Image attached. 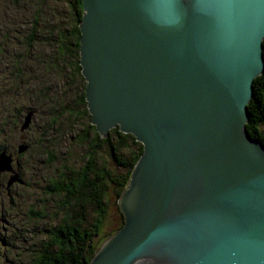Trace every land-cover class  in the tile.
I'll list each match as a JSON object with an SVG mask.
<instances>
[{
    "label": "water",
    "instance_id": "water-1",
    "mask_svg": "<svg viewBox=\"0 0 264 264\" xmlns=\"http://www.w3.org/2000/svg\"><path fill=\"white\" fill-rule=\"evenodd\" d=\"M82 7L90 123L143 145L117 201L123 227L88 264H264V145L246 129L264 0Z\"/></svg>",
    "mask_w": 264,
    "mask_h": 264
},
{
    "label": "rangeland",
    "instance_id": "rangeland-1",
    "mask_svg": "<svg viewBox=\"0 0 264 264\" xmlns=\"http://www.w3.org/2000/svg\"><path fill=\"white\" fill-rule=\"evenodd\" d=\"M10 1L0 0V156L9 157L11 167L0 170V264H30L28 249L35 245V251H40L49 227H57L64 220L67 207H71V199L64 194L58 196L53 183L64 180L63 176L69 180L83 169L93 149L92 134L82 136L91 115L89 110L90 116L80 115L87 108V101L84 106L80 103L86 86L84 77H73L74 71L66 64L63 71L62 64L48 69L42 59L55 56L51 54L52 47L46 44L34 45L26 51L38 7L29 10L25 5L19 9V5L12 4L11 10ZM50 2L42 6L43 27L60 22L61 16L55 17L56 13L67 7L63 0ZM9 40H12L10 48ZM18 62L21 71L16 70ZM14 77L19 88L11 87ZM259 129L264 130V123ZM110 131L95 150L101 164L117 174L121 169L116 154L117 135H110ZM125 152L126 148L121 149L123 155ZM107 194L108 210L94 238L96 252L124 224L117 203L120 196L112 187Z\"/></svg>",
    "mask_w": 264,
    "mask_h": 264
},
{
    "label": "trees",
    "instance_id": "trees-1",
    "mask_svg": "<svg viewBox=\"0 0 264 264\" xmlns=\"http://www.w3.org/2000/svg\"><path fill=\"white\" fill-rule=\"evenodd\" d=\"M50 1L56 0H11L8 8L13 10V5L15 7L19 5L20 9L26 5L30 10L37 6L38 11H34L32 23L33 35L28 40L26 51L29 52L34 45L46 44L52 47L51 54L55 56L42 59L46 62L48 69L59 68L57 64H62L60 70L63 71L66 64V67L69 65L70 69L74 71L73 77L78 75L83 78L79 65V40L81 37L79 25L83 16L82 0H63L67 7L57 12L55 16H61V21L43 27L41 25L44 21V13L41 12L42 6L48 2L51 3ZM13 29L15 30V27ZM26 30L30 29L26 28ZM14 38L17 37L14 36ZM11 43L12 40L7 42L9 48L12 46ZM17 64L16 70L21 71L19 62ZM14 72L12 74H15ZM17 80V78L12 79V88L20 87ZM80 103L82 106L86 104L85 92L80 96ZM249 111L250 121L247 124V130L253 138L264 143V130L259 129L260 125L264 123V74L256 77L254 81V95L249 103ZM83 114L89 115L87 108L80 113V115ZM90 134H92L93 149L88 154L83 169L79 170L75 174L76 177H72L68 182V197L64 195L67 199H71V207H67L66 216L57 227H49L48 238L42 239L40 251H35V245L28 249L31 255L30 264L89 263L97 250L94 238L97 236L101 221L104 220L108 210L107 190L112 187L115 189L117 197L121 195L120 193L143 151L142 144L132 134L123 133L118 128L112 129L110 135H117L116 154L121 168L119 173L114 174L106 165L101 164L102 159L98 157L99 153L96 152L95 146L103 139L91 123L87 127L86 134L82 136L87 138ZM124 148H126V152L123 155L121 149L123 151ZM63 188L62 181L53 183L54 191L57 192Z\"/></svg>",
    "mask_w": 264,
    "mask_h": 264
},
{
    "label": "flooded vegetation",
    "instance_id": "flooded-vegetation-1",
    "mask_svg": "<svg viewBox=\"0 0 264 264\" xmlns=\"http://www.w3.org/2000/svg\"><path fill=\"white\" fill-rule=\"evenodd\" d=\"M101 142H103V141H101ZM63 178H65L64 180H62V182L64 184V188H63V190L58 191V194H57L58 196H62L63 194L65 196H68V192H69V183L68 182L70 181V179L68 180V177H65V176H63Z\"/></svg>",
    "mask_w": 264,
    "mask_h": 264
},
{
    "label": "bare ground",
    "instance_id": "bare-ground-1",
    "mask_svg": "<svg viewBox=\"0 0 264 264\" xmlns=\"http://www.w3.org/2000/svg\"><path fill=\"white\" fill-rule=\"evenodd\" d=\"M6 174V173H5Z\"/></svg>",
    "mask_w": 264,
    "mask_h": 264
}]
</instances>
